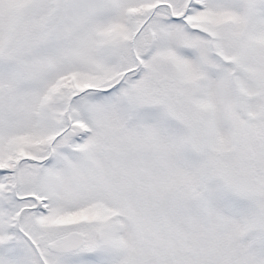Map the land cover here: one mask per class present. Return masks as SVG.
<instances>
[{"label": "snow or ice", "instance_id": "6c2138e0", "mask_svg": "<svg viewBox=\"0 0 264 264\" xmlns=\"http://www.w3.org/2000/svg\"><path fill=\"white\" fill-rule=\"evenodd\" d=\"M0 264H264V0H0Z\"/></svg>", "mask_w": 264, "mask_h": 264}]
</instances>
